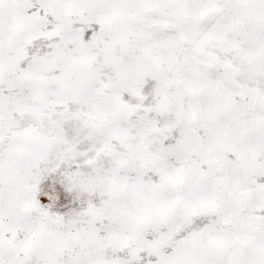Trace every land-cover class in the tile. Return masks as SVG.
Returning a JSON list of instances; mask_svg holds the SVG:
<instances>
[{
  "label": "snow or ice",
  "instance_id": "snow-or-ice-1",
  "mask_svg": "<svg viewBox=\"0 0 264 264\" xmlns=\"http://www.w3.org/2000/svg\"><path fill=\"white\" fill-rule=\"evenodd\" d=\"M0 264H264V0H0Z\"/></svg>",
  "mask_w": 264,
  "mask_h": 264
}]
</instances>
